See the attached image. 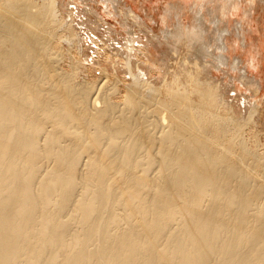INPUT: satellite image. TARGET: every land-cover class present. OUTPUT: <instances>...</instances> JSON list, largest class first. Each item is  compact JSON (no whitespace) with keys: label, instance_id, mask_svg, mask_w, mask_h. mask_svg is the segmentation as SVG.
<instances>
[{"label":"bare ground","instance_id":"obj_1","mask_svg":"<svg viewBox=\"0 0 264 264\" xmlns=\"http://www.w3.org/2000/svg\"><path fill=\"white\" fill-rule=\"evenodd\" d=\"M227 3L190 24L166 8L146 41L106 31L95 81V7L141 29L128 1L0 0V264H264L260 111L238 116L210 80L231 64Z\"/></svg>","mask_w":264,"mask_h":264},{"label":"rangeland","instance_id":"obj_2","mask_svg":"<svg viewBox=\"0 0 264 264\" xmlns=\"http://www.w3.org/2000/svg\"><path fill=\"white\" fill-rule=\"evenodd\" d=\"M126 1L139 11L138 13L146 22V25L139 29L132 23L131 20L123 16L116 15L115 11L112 10V12L115 13L114 16H116V18H110L105 14L102 7H95V11L104 16L108 24L104 23L99 18L101 21V23H99L101 27L99 25L98 26L100 27L101 32L96 33L92 31L91 38L95 40L97 44L92 45L90 40H88V44L91 45L93 50H85L84 54L93 57L92 60L95 64H97L96 67L98 70L93 68V73H91L92 71H89L92 74L91 76L89 72H83L80 77L81 80L87 77V79H95L96 81V78L100 76L99 72L102 68L109 70V74L112 73L113 67L111 61H108L107 58L110 56L116 59L115 53L117 54V52H115L113 47L114 43L108 41L109 35L106 31L111 32L114 41H120L121 45L125 43V39L128 37V34H131L132 36L138 35L146 41V36L150 30H152L156 35L161 36L162 29L165 28L162 22V16L164 15L166 8H173L178 4L182 5L185 8V15L183 17L184 22L186 24H190L193 18L192 10L204 6L206 14H208V9H214L213 11L217 13L219 12L217 8L220 5L227 3L224 0ZM142 8H144L145 11H142ZM174 10L175 9L173 8V13L176 12ZM144 12H146V14H144ZM225 14L226 15L223 17L224 19L222 18L223 23L219 27L228 28L232 32L231 36L226 34L228 37L227 54L231 60V64L229 67L222 66L220 69H214L212 71L213 75L210 76V80L225 90V98L234 106L235 112L238 116L246 117L248 109L252 106L259 108L260 113L256 118V125L252 131H257L260 134V139L264 142V138L262 137L264 134V0H231L227 5ZM150 16H152V18H150ZM94 17L97 16L94 15ZM94 17L92 19L99 22L97 21L98 18L96 19ZM114 20H116V22H114ZM208 20L211 21L210 18ZM167 21L168 26L172 28L173 24L177 22V19L173 16L172 19ZM211 27L215 37L216 28L214 25H211ZM120 58L121 57L118 59ZM236 58L243 61V64L240 65L241 71L233 69V60L235 61ZM208 61L213 62L212 59H209ZM172 62L175 63V61ZM158 66L159 65L152 67L151 69H153V71L151 69L148 70L150 78L152 80H157V84L161 83L165 76ZM244 68L247 70L248 77L256 78L261 82L263 88L259 92H256L254 89H250L240 81V77L243 73L242 69ZM119 74L121 77H125L123 70H121ZM127 78L129 77L127 76ZM246 132H250L249 128L246 129Z\"/></svg>","mask_w":264,"mask_h":264}]
</instances>
